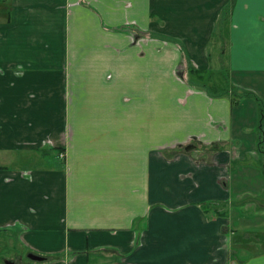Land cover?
<instances>
[{
	"label": "crops",
	"instance_id": "0c3cea01",
	"mask_svg": "<svg viewBox=\"0 0 264 264\" xmlns=\"http://www.w3.org/2000/svg\"><path fill=\"white\" fill-rule=\"evenodd\" d=\"M194 72L264 101V0H0V247L264 264L257 103Z\"/></svg>",
	"mask_w": 264,
	"mask_h": 264
},
{
	"label": "trees",
	"instance_id": "16d2710c",
	"mask_svg": "<svg viewBox=\"0 0 264 264\" xmlns=\"http://www.w3.org/2000/svg\"><path fill=\"white\" fill-rule=\"evenodd\" d=\"M191 75V79L201 83L205 90L213 97L228 96L232 98L234 104H238L245 98H252L256 101L260 115V139L257 152L264 159V101L253 91L242 89L232 84V87L229 88V77L225 76L223 72H213L209 76H207L208 73L194 72Z\"/></svg>",
	"mask_w": 264,
	"mask_h": 264
},
{
	"label": "rangeland",
	"instance_id": "374dc122",
	"mask_svg": "<svg viewBox=\"0 0 264 264\" xmlns=\"http://www.w3.org/2000/svg\"><path fill=\"white\" fill-rule=\"evenodd\" d=\"M210 74L208 73L207 76H209ZM225 76H228L227 73H225ZM229 83V82H228ZM227 83V84H228ZM232 85L231 83H229V88H231ZM55 155V154H54ZM2 249V252L0 253V255L2 254L3 257H7L8 255H10L7 260V262H10L9 260H19L18 264H27L29 263L31 260L28 258V254H29V251L27 249H25L23 246H20L17 247V249H13L11 246H7L6 247H0ZM239 257V255H237ZM11 263V262H10ZM12 264V263H11Z\"/></svg>",
	"mask_w": 264,
	"mask_h": 264
},
{
	"label": "water",
	"instance_id": "95a60500",
	"mask_svg": "<svg viewBox=\"0 0 264 264\" xmlns=\"http://www.w3.org/2000/svg\"><path fill=\"white\" fill-rule=\"evenodd\" d=\"M28 257H29V259L31 261H34V262H43V261H45L44 257L39 256V255H35V254H30Z\"/></svg>",
	"mask_w": 264,
	"mask_h": 264
},
{
	"label": "built area",
	"instance_id": "2783aa9c",
	"mask_svg": "<svg viewBox=\"0 0 264 264\" xmlns=\"http://www.w3.org/2000/svg\"><path fill=\"white\" fill-rule=\"evenodd\" d=\"M61 157H64V154H61Z\"/></svg>",
	"mask_w": 264,
	"mask_h": 264
}]
</instances>
